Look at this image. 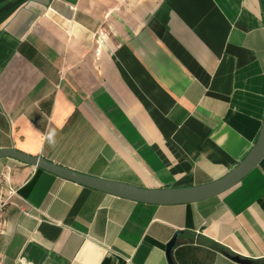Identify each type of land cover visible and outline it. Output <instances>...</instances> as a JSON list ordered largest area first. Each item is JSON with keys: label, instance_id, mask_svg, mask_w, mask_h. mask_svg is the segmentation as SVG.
<instances>
[{"label": "crops", "instance_id": "obj_1", "mask_svg": "<svg viewBox=\"0 0 264 264\" xmlns=\"http://www.w3.org/2000/svg\"><path fill=\"white\" fill-rule=\"evenodd\" d=\"M264 0H0V148L147 188L219 179L264 122ZM0 264H264V158L151 204L0 158Z\"/></svg>", "mask_w": 264, "mask_h": 264}, {"label": "water", "instance_id": "obj_2", "mask_svg": "<svg viewBox=\"0 0 264 264\" xmlns=\"http://www.w3.org/2000/svg\"><path fill=\"white\" fill-rule=\"evenodd\" d=\"M264 16V11H263ZM13 158L25 164L52 172L60 177L105 191L120 197L130 198L151 204L193 203L216 196L239 183L264 158V122L254 146L247 155L223 177L211 182L186 187L147 188L129 183L113 181L70 169L39 155H31L14 147L0 148V158ZM180 232L168 243L167 255L171 264H176L173 251L179 243ZM236 260L245 264H263L248 258L236 256Z\"/></svg>", "mask_w": 264, "mask_h": 264}, {"label": "built area", "instance_id": "obj_3", "mask_svg": "<svg viewBox=\"0 0 264 264\" xmlns=\"http://www.w3.org/2000/svg\"><path fill=\"white\" fill-rule=\"evenodd\" d=\"M17 189L13 187H7L0 192V236L4 232V213L9 205L18 206L26 214H29L22 205L16 201Z\"/></svg>", "mask_w": 264, "mask_h": 264}]
</instances>
